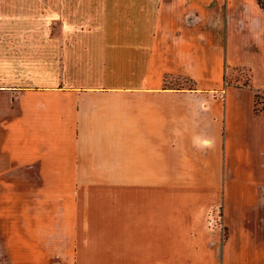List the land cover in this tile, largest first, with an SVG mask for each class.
Instances as JSON below:
<instances>
[{"label": "crops", "instance_id": "obj_1", "mask_svg": "<svg viewBox=\"0 0 264 264\" xmlns=\"http://www.w3.org/2000/svg\"><path fill=\"white\" fill-rule=\"evenodd\" d=\"M0 264H264L258 0H0Z\"/></svg>", "mask_w": 264, "mask_h": 264}, {"label": "rangeland", "instance_id": "obj_2", "mask_svg": "<svg viewBox=\"0 0 264 264\" xmlns=\"http://www.w3.org/2000/svg\"><path fill=\"white\" fill-rule=\"evenodd\" d=\"M258 1L260 2L261 6H263L264 8V0H258Z\"/></svg>", "mask_w": 264, "mask_h": 264}, {"label": "trees", "instance_id": "obj_3", "mask_svg": "<svg viewBox=\"0 0 264 264\" xmlns=\"http://www.w3.org/2000/svg\"><path fill=\"white\" fill-rule=\"evenodd\" d=\"M260 3V2H259Z\"/></svg>", "mask_w": 264, "mask_h": 264}]
</instances>
